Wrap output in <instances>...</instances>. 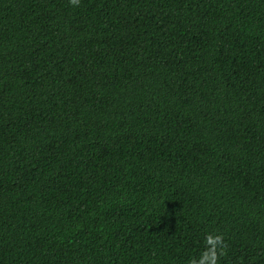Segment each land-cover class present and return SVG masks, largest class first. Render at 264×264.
Here are the masks:
<instances>
[{"label": "trees", "instance_id": "16d2710c", "mask_svg": "<svg viewBox=\"0 0 264 264\" xmlns=\"http://www.w3.org/2000/svg\"><path fill=\"white\" fill-rule=\"evenodd\" d=\"M264 264V0H0V264Z\"/></svg>", "mask_w": 264, "mask_h": 264}, {"label": "clouds", "instance_id": "9594fccd", "mask_svg": "<svg viewBox=\"0 0 264 264\" xmlns=\"http://www.w3.org/2000/svg\"><path fill=\"white\" fill-rule=\"evenodd\" d=\"M69 2L78 6L80 0H69ZM203 245L199 255L190 258L188 264H219V261L227 254V245L222 233H207Z\"/></svg>", "mask_w": 264, "mask_h": 264}]
</instances>
